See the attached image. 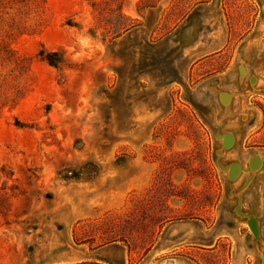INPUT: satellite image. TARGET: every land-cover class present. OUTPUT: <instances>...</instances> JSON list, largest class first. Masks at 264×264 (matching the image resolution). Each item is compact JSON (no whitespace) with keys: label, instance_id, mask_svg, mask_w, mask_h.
<instances>
[{"label":"rangeland","instance_id":"rangeland-1","mask_svg":"<svg viewBox=\"0 0 264 264\" xmlns=\"http://www.w3.org/2000/svg\"><path fill=\"white\" fill-rule=\"evenodd\" d=\"M0 264H264V0H0Z\"/></svg>","mask_w":264,"mask_h":264},{"label":"bare ground","instance_id":"bare-ground-1","mask_svg":"<svg viewBox=\"0 0 264 264\" xmlns=\"http://www.w3.org/2000/svg\"><path fill=\"white\" fill-rule=\"evenodd\" d=\"M236 167H237V165H235ZM250 225H251V227H252V230H253V232L256 234V235H258V233H259V226H258V222L255 220V219H251L250 220Z\"/></svg>","mask_w":264,"mask_h":264},{"label":"trees","instance_id":"trees-1","mask_svg":"<svg viewBox=\"0 0 264 264\" xmlns=\"http://www.w3.org/2000/svg\"><path fill=\"white\" fill-rule=\"evenodd\" d=\"M56 53L53 54H47L46 58L51 64H56L58 62V59L56 58Z\"/></svg>","mask_w":264,"mask_h":264},{"label":"water","instance_id":"water-1","mask_svg":"<svg viewBox=\"0 0 264 264\" xmlns=\"http://www.w3.org/2000/svg\"><path fill=\"white\" fill-rule=\"evenodd\" d=\"M236 164H234L233 166H232V169H231V175L232 176H235V174H236V172L239 170V165H238V167H236L235 166ZM255 219V218H254ZM259 234V233H258Z\"/></svg>","mask_w":264,"mask_h":264}]
</instances>
